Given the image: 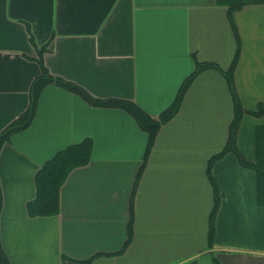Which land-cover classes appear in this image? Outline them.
<instances>
[{"label":"crops","instance_id":"0c3cea01","mask_svg":"<svg viewBox=\"0 0 264 264\" xmlns=\"http://www.w3.org/2000/svg\"><path fill=\"white\" fill-rule=\"evenodd\" d=\"M233 18L240 37L234 85L242 106L255 110L264 104V4L243 6ZM46 44L52 75L95 98L130 100L153 117L197 61L226 70L236 49L227 8L216 0H0V132L27 108L40 71L36 47ZM232 117L224 77L203 70L156 136L134 195L132 239L121 252L147 133L123 109L46 85L30 124L0 150V241L10 264H264L256 172L231 152L212 167L221 198L208 245L207 162L225 145ZM260 125L264 115L240 120L236 146L249 162ZM86 138L89 162L68 174L59 213L30 217L37 170Z\"/></svg>","mask_w":264,"mask_h":264},{"label":"trees","instance_id":"16d2710c","mask_svg":"<svg viewBox=\"0 0 264 264\" xmlns=\"http://www.w3.org/2000/svg\"><path fill=\"white\" fill-rule=\"evenodd\" d=\"M220 5L227 8V18L232 28L234 38L236 41V49L228 69H221L216 63L210 61H197L194 71L185 78L181 87L179 88L173 102L163 110L157 117H153L143 111L134 102L126 99L118 98H95L88 93L83 87L65 80L61 77L52 75L44 63V54L47 52V44L41 47H36V56L34 61L39 65V74L32 80L29 88V102L27 108L12 122H10L0 132V150L3 144L14 133L25 129L32 121L38 102V98L42 89L49 84H54L62 87L72 93L79 95L86 103L98 107L120 108L129 113L137 122L138 126L147 133V144L145 155L142 164L140 165L134 180L132 192L130 195L129 205V221L127 225V239L121 249L125 250L133 235V219H134V195L138 187L139 180L145 168L147 158L155 142L156 136L163 124L172 119L179 111L182 99L194 78L203 70L215 69L225 79L230 97L232 100L233 117L228 126V133L226 143L223 148L216 154L210 156L207 162L206 174L212 186L213 192V206L208 219V245L211 246L214 238V224L217 210L220 203V190L215 178L212 175L213 164L225 154L231 152L235 154L239 163L246 167L251 168L256 172L257 184V203L264 205V125L256 128L255 132V149L256 160L255 162L247 161L240 153L236 146V137L240 120L244 114L253 116L264 115V104L259 103L255 110H246L240 101L236 87L234 85V70L238 61L240 53V37L235 27L233 14L235 11L241 9L243 6L251 4H264V0H216ZM33 41V38L31 37ZM92 149V141L89 138L81 142L71 144L65 148L57 151L53 157L45 161L34 175L35 184V197L28 201L26 210L30 217H51L59 213L60 210V188L66 180L68 174L77 167L84 166L89 162L90 153ZM2 190L0 185V213L2 209ZM92 259L86 261L90 264ZM0 264H10L9 259L1 245L0 241Z\"/></svg>","mask_w":264,"mask_h":264}]
</instances>
